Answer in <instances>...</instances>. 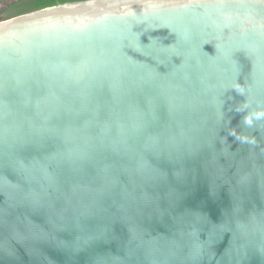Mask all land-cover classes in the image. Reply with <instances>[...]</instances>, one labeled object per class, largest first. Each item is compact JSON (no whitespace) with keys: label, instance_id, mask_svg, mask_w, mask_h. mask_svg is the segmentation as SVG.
<instances>
[{"label":"water","instance_id":"water-1","mask_svg":"<svg viewBox=\"0 0 264 264\" xmlns=\"http://www.w3.org/2000/svg\"><path fill=\"white\" fill-rule=\"evenodd\" d=\"M0 264H264V0L0 22Z\"/></svg>","mask_w":264,"mask_h":264},{"label":"trees","instance_id":"trees-1","mask_svg":"<svg viewBox=\"0 0 264 264\" xmlns=\"http://www.w3.org/2000/svg\"><path fill=\"white\" fill-rule=\"evenodd\" d=\"M86 0H12L0 10V22L60 4Z\"/></svg>","mask_w":264,"mask_h":264},{"label":"rangeland","instance_id":"rangeland-1","mask_svg":"<svg viewBox=\"0 0 264 264\" xmlns=\"http://www.w3.org/2000/svg\"><path fill=\"white\" fill-rule=\"evenodd\" d=\"M12 0H0V10L5 8L7 4H9ZM2 22V21H1Z\"/></svg>","mask_w":264,"mask_h":264}]
</instances>
